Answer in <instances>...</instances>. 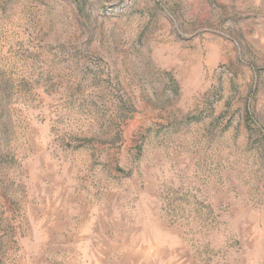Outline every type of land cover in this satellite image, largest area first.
<instances>
[{
    "label": "rangeland",
    "instance_id": "obj_1",
    "mask_svg": "<svg viewBox=\"0 0 264 264\" xmlns=\"http://www.w3.org/2000/svg\"><path fill=\"white\" fill-rule=\"evenodd\" d=\"M0 264H264V0H0Z\"/></svg>",
    "mask_w": 264,
    "mask_h": 264
}]
</instances>
